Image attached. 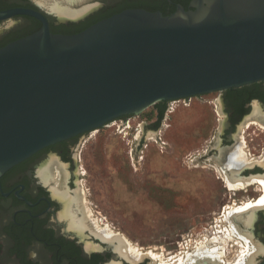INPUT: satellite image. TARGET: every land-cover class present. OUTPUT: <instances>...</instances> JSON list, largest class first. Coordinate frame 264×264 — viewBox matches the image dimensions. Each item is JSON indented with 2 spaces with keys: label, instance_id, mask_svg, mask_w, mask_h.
Listing matches in <instances>:
<instances>
[{
  "label": "water",
  "instance_id": "1",
  "mask_svg": "<svg viewBox=\"0 0 264 264\" xmlns=\"http://www.w3.org/2000/svg\"><path fill=\"white\" fill-rule=\"evenodd\" d=\"M258 80L264 0H193L168 15L132 8L74 34L44 28L0 48V174L159 101Z\"/></svg>",
  "mask_w": 264,
  "mask_h": 264
},
{
  "label": "flooded vegetation",
  "instance_id": "2",
  "mask_svg": "<svg viewBox=\"0 0 264 264\" xmlns=\"http://www.w3.org/2000/svg\"><path fill=\"white\" fill-rule=\"evenodd\" d=\"M52 1L0 0V48L44 28L74 34L127 9L168 15L180 6L190 9L193 0H59L77 11L73 16L52 10ZM211 93L217 94L221 115L219 125L208 128L203 156L210 167L215 164L223 171L217 174L222 181L233 174L232 168L238 169L234 174L243 181L237 206L241 208L256 202L263 192L258 178L264 176V80ZM166 105L163 101L158 109ZM87 132L45 146L0 174V264H153L148 255L126 257L90 228L81 193L75 189L80 176L78 151ZM47 166L44 179L41 171ZM77 194L78 203L64 197ZM230 211L222 213L215 225L226 226L228 220L233 224ZM72 219H81L85 227L75 226ZM238 221L239 229H247L243 218ZM248 231L264 245V207L256 210ZM263 259L264 253L255 261Z\"/></svg>",
  "mask_w": 264,
  "mask_h": 264
},
{
  "label": "rangeland",
  "instance_id": "3",
  "mask_svg": "<svg viewBox=\"0 0 264 264\" xmlns=\"http://www.w3.org/2000/svg\"><path fill=\"white\" fill-rule=\"evenodd\" d=\"M157 108L86 133L75 189L90 228L120 235L130 243V257L144 253L153 264L187 262L200 250H215L222 264L241 262L251 243L229 220L215 225L239 206V185L217 178L223 171L203 156L209 126L219 125L217 94L167 101L159 124Z\"/></svg>",
  "mask_w": 264,
  "mask_h": 264
},
{
  "label": "bare ground",
  "instance_id": "4",
  "mask_svg": "<svg viewBox=\"0 0 264 264\" xmlns=\"http://www.w3.org/2000/svg\"><path fill=\"white\" fill-rule=\"evenodd\" d=\"M55 1V0H54ZM54 1H52V3H51V8H52V10H55L56 12H58V14L60 13V14H66V15H74L75 13H77V11H73V10H71L70 8H69V6H67V5H63V4H61L60 2H59V0H58V2H54ZM62 1V0H61ZM67 2H75L76 0H66ZM78 1V0H77ZM65 2V1H64ZM66 4V3H65ZM50 5V4H49ZM80 11V10H79ZM80 13V12H79ZM228 171V170H227ZM237 171H238V169H234V168H232V171H231V173H233L231 176H228L227 177V181H228V183H229V185L231 186V187H235V186H238L240 183H242L243 181H242V179H240V178H237L236 176H235V174L234 173H237ZM49 173V166H47L46 168H44L42 171H41V174H42V176H43V178L45 179L46 178V176H47V174ZM237 175V174H236ZM258 180H259V183L261 184V186H262V188H263V195L256 201V202H254V203H251V202H249L248 204H246L245 206H243V207H241V208H235V209H232V211H230L229 212V214H231L232 215V217H233V229H234V231H238L239 233H240V235H242L243 237H244V239L250 244L251 243V245L253 246V247H251L250 248V252H249V254H246L245 253V257L243 258V259H241V258H239V259H241L242 261L240 262H238L237 264H253L254 262H255V260H256V256L258 255V254H262V253H264V247L263 246H261L260 244H258V243H256L254 240H253V238H252V236H251V233H250V231H248V225H250L251 223H252V221H253V218L255 217V214H256V210L258 209V208H260V207H264V176H260L259 178H258ZM65 198H67V200L70 202L71 200H74L76 203H78L79 202V197H78V194L77 195H75L74 197H69V196H67V195H65L64 196ZM66 201V200H65ZM80 205V204H79ZM78 205V206H79ZM68 208V207H67ZM72 211V210H71ZM70 213V212H69ZM68 213V214H69ZM71 215V214H70ZM77 217V216H76ZM84 217L85 216H83V219H84ZM231 217V216H230ZM73 218V217H72ZM239 218L240 219H242L243 218V220H244V223H245V225L247 226L246 228L247 229H239V225L237 224V222H239L238 220H239ZM73 219H75V218H73ZM72 219V220H73ZM71 220V219H70ZM76 220V219H75ZM75 220H73V224L75 225V226H77V227H80L81 229L83 228V227H85L84 226V223H83V221L80 219V221H75ZM85 222V221H84ZM72 225V224H71ZM74 228V227H73ZM79 228V229H80ZM98 233V232H97ZM103 236V235H102ZM102 238H105V239H109L110 241H112L114 244H115V249L117 250V251H119L120 253H122L123 255H125L126 257L128 256V258H130L129 257V255H128V247H129V244L130 243H128V241H127V239H125V238H123V237H121L120 235H112V236H105L104 235V237H102ZM131 248V247H130ZM201 248V247H200ZM248 248V247H247ZM215 251V250H214ZM214 251H208V252H202L201 250L200 251H198L197 253H196V255L195 256H189V259H188V261L186 262H184V260L181 258L180 260H179V263L178 264H222L221 262H220V260H219V255H218V257H216L217 255V253H214ZM130 252V251H129ZM121 254V255H122ZM130 255H131V253H130ZM145 256V254L144 253H139L138 254V257L137 258H142V257H144ZM186 259V258H185ZM238 259V260H239ZM161 261V260H160Z\"/></svg>",
  "mask_w": 264,
  "mask_h": 264
},
{
  "label": "trees",
  "instance_id": "5",
  "mask_svg": "<svg viewBox=\"0 0 264 264\" xmlns=\"http://www.w3.org/2000/svg\"><path fill=\"white\" fill-rule=\"evenodd\" d=\"M159 104H160V103H156L155 106L158 107ZM157 111H158L159 113H158V117H157L158 119H157V121H156V124H159L160 121H161V119L163 118V115H164L165 111H166V107H164V108H162V109H158V108H157Z\"/></svg>",
  "mask_w": 264,
  "mask_h": 264
},
{
  "label": "built area",
  "instance_id": "6",
  "mask_svg": "<svg viewBox=\"0 0 264 264\" xmlns=\"http://www.w3.org/2000/svg\"><path fill=\"white\" fill-rule=\"evenodd\" d=\"M186 99H187V98H179V99H175V100H172V101H174V102H176V101H181V100L186 101Z\"/></svg>",
  "mask_w": 264,
  "mask_h": 264
}]
</instances>
